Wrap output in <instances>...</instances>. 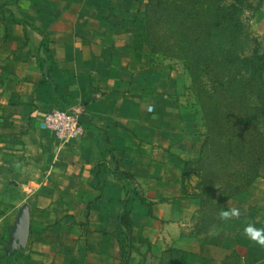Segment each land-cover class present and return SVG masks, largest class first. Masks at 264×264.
<instances>
[{
	"label": "crops",
	"instance_id": "1",
	"mask_svg": "<svg viewBox=\"0 0 264 264\" xmlns=\"http://www.w3.org/2000/svg\"><path fill=\"white\" fill-rule=\"evenodd\" d=\"M146 2L0 0V264H264L244 233L264 228L255 194L221 204L214 240L185 190ZM57 110L80 139L43 129Z\"/></svg>",
	"mask_w": 264,
	"mask_h": 264
},
{
	"label": "rangeland",
	"instance_id": "2",
	"mask_svg": "<svg viewBox=\"0 0 264 264\" xmlns=\"http://www.w3.org/2000/svg\"><path fill=\"white\" fill-rule=\"evenodd\" d=\"M263 5L147 0L136 16L147 59L165 84L162 111L188 143L185 190L214 240L221 204H244L252 192L264 208Z\"/></svg>",
	"mask_w": 264,
	"mask_h": 264
},
{
	"label": "built area",
	"instance_id": "3",
	"mask_svg": "<svg viewBox=\"0 0 264 264\" xmlns=\"http://www.w3.org/2000/svg\"><path fill=\"white\" fill-rule=\"evenodd\" d=\"M42 127L53 132L63 143L78 140L84 134V127L79 117L70 111H54L47 116Z\"/></svg>",
	"mask_w": 264,
	"mask_h": 264
},
{
	"label": "clouds",
	"instance_id": "4",
	"mask_svg": "<svg viewBox=\"0 0 264 264\" xmlns=\"http://www.w3.org/2000/svg\"><path fill=\"white\" fill-rule=\"evenodd\" d=\"M239 215L240 211L237 208L222 210L220 213L222 220H229L232 217H238ZM244 233L251 241H254L259 246L264 247V228H257L252 224H248L244 228Z\"/></svg>",
	"mask_w": 264,
	"mask_h": 264
},
{
	"label": "trees",
	"instance_id": "5",
	"mask_svg": "<svg viewBox=\"0 0 264 264\" xmlns=\"http://www.w3.org/2000/svg\"><path fill=\"white\" fill-rule=\"evenodd\" d=\"M240 25H241V23H240ZM241 27V26H240ZM236 123H237V125L238 124H240V125H242V126H244V125H246V127H247V122L245 121V120H242V119H239V118H237V120H236Z\"/></svg>",
	"mask_w": 264,
	"mask_h": 264
}]
</instances>
